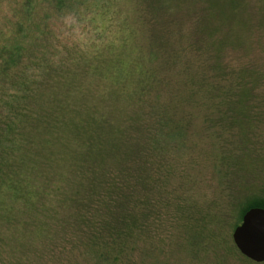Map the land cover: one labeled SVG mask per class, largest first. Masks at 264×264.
<instances>
[{"label":"rangeland","instance_id":"rangeland-1","mask_svg":"<svg viewBox=\"0 0 264 264\" xmlns=\"http://www.w3.org/2000/svg\"><path fill=\"white\" fill-rule=\"evenodd\" d=\"M50 1L0 0V22H16L20 12L48 19L57 58L76 76L71 102L96 111L103 124L91 145L116 142L118 150L107 146V159L95 164L109 168L130 197L86 199L94 171H81L82 140L65 135L69 160L56 165L65 175L52 179L61 189L42 215L46 231L33 233L16 264H99L90 230L72 217L101 225L120 216L121 205L145 230L112 243L127 242L126 252L104 264H257L239 252L233 233L245 206L264 202V0H63L57 15ZM100 4L109 13L98 12ZM92 60L102 67H85ZM60 81L44 85L45 107L66 94ZM101 177L99 187L110 181ZM96 227L98 236L116 228Z\"/></svg>","mask_w":264,"mask_h":264},{"label":"trees","instance_id":"trees-1","mask_svg":"<svg viewBox=\"0 0 264 264\" xmlns=\"http://www.w3.org/2000/svg\"><path fill=\"white\" fill-rule=\"evenodd\" d=\"M50 2L51 12L57 15L63 11V0ZM109 10L110 6L99 5L98 12L106 14ZM31 15L28 12L27 14L20 12L16 22L15 20L0 22V264H4L6 259H14L16 264L17 256L24 253L25 245L30 242V238L36 239L37 236L33 233L39 234V237L44 235L46 230L42 219L45 215H42L46 211L49 198L55 200L54 192L61 189L60 184H53L52 179L58 181L65 175L56 165L69 160L66 144L63 142L65 135L67 139L70 134L72 142L82 140L79 145L83 144L85 149L75 153L77 160L82 159L84 162V165L78 164L81 171L83 172L86 166L94 171L93 178L89 180L90 188L85 190L86 199L95 197L100 202L124 203L130 197L120 187L118 181H115L116 177L109 172V168L101 169L95 164V161L107 159L106 154L110 153L108 147L113 151L118 150L116 142L113 140L110 145L108 142L103 143L106 144L103 147L91 145L94 136L97 138L101 136L103 130L99 132L97 128L103 124L100 119L92 116V113H97L96 111L90 113L92 109L84 107L82 103L75 105L71 102L73 73L64 69L65 60L57 58L59 51L54 49L50 39L52 31L46 27L48 19L37 20L30 18ZM22 61H25L26 65L21 69ZM93 61L95 60L84 62L85 67L87 65L89 69L94 66L98 69L102 67L93 65ZM55 73L61 75L60 79L52 77ZM60 80L66 82L63 84L66 88L62 86L66 94L61 100L54 97V102L50 101L51 106L45 107L42 90L43 87L49 86L44 85L61 83ZM153 139L155 145L152 149L158 152L160 145L155 136ZM60 144L62 148L58 147ZM45 165L50 167H43ZM102 174L109 177L110 181L106 180V185L99 187ZM76 176H80V172ZM143 185L131 190V193L139 192ZM128 187L129 183L126 188ZM115 194H119L117 199L112 198ZM62 204H70L69 199L66 197ZM138 205L141 206L142 202H138ZM252 208L264 209V202L253 201L246 205L239 220L241 221ZM121 210L117 218L101 219V225L95 223L91 226L83 214L72 217L73 222L85 223L83 230L87 233L90 230L89 242L94 243L100 251L97 254L99 264L109 260L113 263L119 261L120 256L126 252L125 245L134 236L133 230L139 231L138 236L145 230L140 218L134 214L129 218L130 211L124 209L122 205ZM192 221L199 223V219L194 217ZM103 225L105 227L114 225L116 228H111L113 235L103 236L102 231L99 236L96 235L94 227L98 226L96 227L98 229ZM185 235L188 237V244L192 246L194 243L190 230ZM126 240L127 242L120 244L118 249L111 247L112 243L117 244ZM119 249L121 252H118Z\"/></svg>","mask_w":264,"mask_h":264},{"label":"water","instance_id":"water-1","mask_svg":"<svg viewBox=\"0 0 264 264\" xmlns=\"http://www.w3.org/2000/svg\"><path fill=\"white\" fill-rule=\"evenodd\" d=\"M239 252L249 260L264 264V209L252 208L233 233Z\"/></svg>","mask_w":264,"mask_h":264}]
</instances>
